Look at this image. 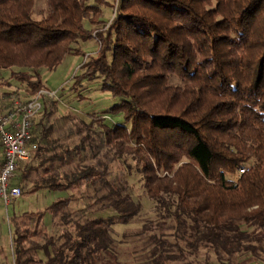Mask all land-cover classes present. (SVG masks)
Masks as SVG:
<instances>
[{"label":"trees","instance_id":"16d2710c","mask_svg":"<svg viewBox=\"0 0 264 264\" xmlns=\"http://www.w3.org/2000/svg\"><path fill=\"white\" fill-rule=\"evenodd\" d=\"M107 4L0 0V78L15 87L4 96L33 95L45 71L94 39L68 90L83 100L96 82L115 99L84 121L43 98L14 183L21 195L71 192L7 214L11 263L114 259L112 226L140 210L112 175L119 161L154 204L146 264H264V0H117L110 20Z\"/></svg>","mask_w":264,"mask_h":264},{"label":"rangeland","instance_id":"374dc122","mask_svg":"<svg viewBox=\"0 0 264 264\" xmlns=\"http://www.w3.org/2000/svg\"><path fill=\"white\" fill-rule=\"evenodd\" d=\"M109 4L103 6L102 12L104 19L110 20L114 14V10L117 4V0H107ZM114 3V6L112 4ZM44 6V0H35V9ZM81 49L78 53H70L63 57L60 63L51 71H45L42 74L43 87L52 91H56V97L59 101V113H65L67 111L72 112L77 118H81L84 121H88L86 113L99 111L101 109L109 107L115 99L107 92L98 89L96 82H90L86 84L85 97L83 100H77L69 92V86L71 78L76 72L79 65L87 59L90 54H94L96 48L99 47V43L94 39L85 41L80 44ZM6 76V75H5ZM3 78H0V98L4 97L2 91H11L15 89L14 86L5 85ZM118 118V115L114 117ZM132 163L131 160H129ZM132 165V164H131ZM112 175L119 180V178L125 180L130 186L131 193L134 198L140 202V210L135 218L128 224L117 223L112 226L114 233L112 234L117 241L115 247V258L112 259L106 254H101L94 264H146V256L143 250L144 245L147 242V237L151 233H159L156 228V214L153 202L146 196L142 187V181L140 175L133 169H124L122 164L117 161L111 164ZM71 191L69 190H38L32 193L22 194L17 198L13 204H10L7 209L0 202V264H12V250L10 246V234L9 225L6 219L7 214L12 215L24 211H36L43 210L49 203L58 197H64ZM77 195L78 192L74 191ZM82 204V200L72 203V207H79ZM49 214H45L44 222L47 233L50 231ZM167 232V230H164ZM125 234V238L122 234ZM203 251V250H202ZM200 251V257H203V252ZM102 256V257H101ZM105 257V261L102 259ZM264 257V256H263ZM106 262V263H103ZM238 264V263H233Z\"/></svg>","mask_w":264,"mask_h":264},{"label":"built area","instance_id":"2783aa9c","mask_svg":"<svg viewBox=\"0 0 264 264\" xmlns=\"http://www.w3.org/2000/svg\"><path fill=\"white\" fill-rule=\"evenodd\" d=\"M56 91L39 89L30 96L10 94L0 98V202L5 209L21 196L14 183L17 163L30 157L34 119L44 97L55 98Z\"/></svg>","mask_w":264,"mask_h":264},{"label":"crops","instance_id":"0c3cea01","mask_svg":"<svg viewBox=\"0 0 264 264\" xmlns=\"http://www.w3.org/2000/svg\"><path fill=\"white\" fill-rule=\"evenodd\" d=\"M30 152H31V147H30ZM50 226V225H49ZM45 230H46V227H45ZM48 230V229H47ZM47 230H46V232H47Z\"/></svg>","mask_w":264,"mask_h":264}]
</instances>
